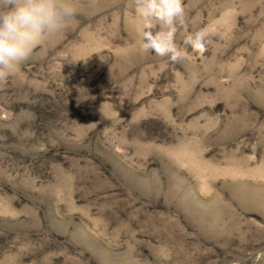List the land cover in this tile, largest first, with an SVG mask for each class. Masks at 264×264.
Instances as JSON below:
<instances>
[{
	"label": "rangeland",
	"instance_id": "1",
	"mask_svg": "<svg viewBox=\"0 0 264 264\" xmlns=\"http://www.w3.org/2000/svg\"><path fill=\"white\" fill-rule=\"evenodd\" d=\"M182 3L181 63L76 0L0 78V264H264V0Z\"/></svg>",
	"mask_w": 264,
	"mask_h": 264
},
{
	"label": "clouds",
	"instance_id": "2",
	"mask_svg": "<svg viewBox=\"0 0 264 264\" xmlns=\"http://www.w3.org/2000/svg\"><path fill=\"white\" fill-rule=\"evenodd\" d=\"M131 9L141 53L176 64L188 59L186 48L205 51L206 34L189 33L182 0H131ZM77 12L76 0H0V78L14 73L38 45L68 27Z\"/></svg>",
	"mask_w": 264,
	"mask_h": 264
}]
</instances>
